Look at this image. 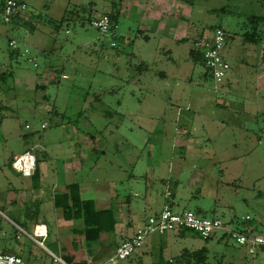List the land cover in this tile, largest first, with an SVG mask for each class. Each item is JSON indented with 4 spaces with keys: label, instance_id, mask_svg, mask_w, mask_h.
I'll return each mask as SVG.
<instances>
[{
    "label": "rangeland",
    "instance_id": "obj_1",
    "mask_svg": "<svg viewBox=\"0 0 264 264\" xmlns=\"http://www.w3.org/2000/svg\"><path fill=\"white\" fill-rule=\"evenodd\" d=\"M24 1L34 14L30 25H16L0 7V72L9 73L0 84L15 87L0 94L12 107L0 110V199H15L0 209H40L8 182L23 177L13 169L14 155L31 149L38 159L35 184L42 174L47 185L82 181L114 200L142 202L144 220L155 213L147 200L159 206L168 189L176 211L219 217L239 230L252 224L255 230L246 233L264 236V91L255 85L264 70V22L254 18L264 15V0H184L187 12L177 16L196 34L183 40L174 37L175 24L161 33L141 28L140 12L129 11L127 0ZM64 8L76 16L56 30L50 19ZM105 12L117 23L107 34L91 23ZM216 26L227 33L231 64L221 82L193 55L199 53L194 39ZM248 31L260 36L251 60L244 51ZM40 46L53 51L43 54ZM26 49L30 54H21ZM43 84L45 90L37 89ZM214 153L227 162H210ZM75 159L82 167L67 172ZM195 168L204 171L191 183ZM222 233L208 240L187 229L159 234L172 244L153 249V261L164 264L184 248L206 247L201 264H264V247L252 256Z\"/></svg>",
    "mask_w": 264,
    "mask_h": 264
},
{
    "label": "crops",
    "instance_id": "obj_2",
    "mask_svg": "<svg viewBox=\"0 0 264 264\" xmlns=\"http://www.w3.org/2000/svg\"><path fill=\"white\" fill-rule=\"evenodd\" d=\"M146 2L149 7L148 10L147 5L141 2L127 0L126 4L130 7L129 11H135V14L136 12L137 14L140 12L141 28L151 27L154 28V32L161 33L164 32L166 28L175 24L178 31L175 32L174 37L178 40H183L188 37L187 35L196 34L195 32L191 33L194 29L190 28L186 20H182V16H177V13L186 14L187 12L186 5L183 3L184 0H147ZM63 11L58 18L56 17L53 19L61 18L65 13V8ZM206 31H210V29L203 32ZM246 44H248V46L246 47V45H244V48H246L244 51H246L247 58L251 60V58H253L251 52H254L256 46L252 43ZM40 49L48 53L53 51V49L48 48V46H40ZM225 50L226 46L224 55ZM242 52L243 51L240 50L238 53L235 52L234 55H239ZM239 58L240 61L244 63L245 59L242 57ZM228 77L229 74L226 80ZM255 85L258 92L264 91V70L260 71ZM249 101L251 102V100ZM244 115L248 118L254 116L251 112H244ZM188 144H190V142ZM211 161H219L221 163L227 162L224 157H220V155L216 153L210 157V162ZM193 166H196V164H193ZM81 167L82 161L75 159L66 164V171L73 173ZM195 169L196 170L193 171L191 175V183L201 180L204 171V169ZM14 171L19 173L15 169ZM21 176L23 175L21 174ZM36 177V175L32 177L23 176L21 179L14 176L11 179L9 177L8 182L9 186L12 188H22L24 197L28 200L35 199L40 204V209H0V247L6 252L20 255L27 264H59L55 259L60 258L66 261L64 259L65 255L73 256L74 262L88 261L91 264L102 263L114 252L117 245L123 239L131 236L135 229L145 222L140 216V210H143L140 209L142 202L133 203L130 197L118 196L114 200L108 193L94 192L96 189L92 188L89 184L72 180V178L62 185H47L44 174L40 177V181L35 184L34 179H36ZM72 182L79 183L81 197L83 199H92L98 209L112 208L114 216L113 227L109 230H104L100 234L99 239L94 242H85L84 228L86 224L84 217L88 212L81 211V209H73L67 213L66 216L64 209H58L55 206V195L66 191L67 185ZM237 189L238 186L234 185L235 193L238 191ZM167 191L168 189L160 193L164 199H162L159 206H157V201L154 199L147 200L146 203H150L155 213L161 210L165 202H170L173 206L175 205V200L171 198L172 192L169 190L171 195H167ZM134 195L137 196L138 193L134 192ZM14 200L13 198L6 200L0 199V206L12 204ZM218 207L220 206L213 209V212L220 210ZM232 207L234 208V205H232ZM230 210L234 211L233 209ZM234 216L236 217L237 214H234ZM247 216H249V214L243 216V219H251L246 218ZM232 221H234V218ZM106 225L110 227V222L108 221ZM226 225L228 226V224ZM254 230V226L248 224L246 229L240 231L246 232ZM159 234L160 233H154L149 235L143 247L139 249L135 255L123 261L121 264H152L155 258L152 256V250L156 248L160 250L161 247L170 248L172 244L171 240H168V238L162 239L158 236ZM153 235H156V237H152ZM171 258L173 257L169 259Z\"/></svg>",
    "mask_w": 264,
    "mask_h": 264
},
{
    "label": "built area",
    "instance_id": "obj_3",
    "mask_svg": "<svg viewBox=\"0 0 264 264\" xmlns=\"http://www.w3.org/2000/svg\"><path fill=\"white\" fill-rule=\"evenodd\" d=\"M27 3L20 0H6L7 14H20L27 10ZM92 25L101 33L107 34L111 30L110 17L102 14L92 20ZM227 42V33L222 27H216L210 31L203 32L194 39V45L204 53L206 64L212 76L217 82L223 81L231 69L230 61L224 55ZM11 47L16 46V41L10 42ZM115 45V42H113ZM28 51V52H27ZM29 53L26 50L24 54ZM36 64V63H35ZM27 128L31 126L26 125ZM45 128V125H42ZM13 167L23 176L32 177L37 168V157L33 151H25L12 158ZM167 195H171L168 190ZM246 218H249L247 216ZM189 229L197 233L201 238L207 239L216 236L218 231L223 232V237H232L235 243L245 247L252 256L256 255L264 246V236L249 234L238 229L229 228L219 217H208L199 214L192 209L181 211L174 210L170 202H165L158 213L150 214L134 233L127 239L122 240L114 252L102 263L98 264H120L119 261L129 258L135 254L145 243L147 237L154 233H166L179 229ZM59 264H69L60 258L55 259ZM172 261V259H170ZM0 264H27L18 254L6 252L0 247ZM238 264H252L249 261Z\"/></svg>",
    "mask_w": 264,
    "mask_h": 264
},
{
    "label": "trees",
    "instance_id": "obj_4",
    "mask_svg": "<svg viewBox=\"0 0 264 264\" xmlns=\"http://www.w3.org/2000/svg\"><path fill=\"white\" fill-rule=\"evenodd\" d=\"M20 1L25 2L24 0H20ZM5 6H6V0H2V2L0 4L2 12H4L6 14V17L13 20L16 25H30L33 22L34 14L28 11L29 10L28 7H27V10L24 11L23 13L7 14ZM103 14H107L110 17L111 28H112V26H115V27L117 26V23L114 21L115 16H113L112 12H105ZM75 16H76L75 12H73L72 10H70V11L66 10L64 15L61 18H59V19L51 18L50 21L51 22L53 21L52 23H53L54 28L56 30H58V29H60V27L62 26V24L65 21L72 20V19H74ZM97 16H99V15H96L95 17H97ZM95 17L91 18V22ZM254 18L258 21L264 22V15L263 16H255ZM216 27H222V26H216ZM259 39H260V36H259L258 31H251V32L248 31L245 33V35L243 37L244 43H257L259 41ZM12 40H15V39H11L9 41V44ZM13 50H14L13 52L15 54H19V50H18L17 45L15 47H13ZM26 50H28V49H26ZM198 50H199V53H197V54L199 56L196 53H193L194 58H197V59L199 58L200 61H202L207 66L206 60L204 57V53L202 52L201 49L198 48ZM25 51L23 53L21 52V54H23V55H29L30 54V51H29V53L24 54ZM43 54H48V52H45V50H43ZM34 58H36V57H34ZM29 60L33 62L34 59L30 57ZM35 63L36 62H33V65H35ZM36 65H38V63H36ZM46 67H47V65H46ZM208 70H210V69H208ZM8 74L9 73L7 71L0 72V82L5 81L6 76H8ZM14 89H15L14 86L4 89V86H2L0 84V94L2 93L3 96L6 94L7 95L10 94L12 91H14ZM37 89L45 90L46 85H44V84L43 85H37ZM46 98H48V96L44 95V99H46ZM4 102H5L4 99L0 98V110H4V109L7 110V109L12 108L11 106L4 104ZM25 151H32V150L26 149ZM37 162H38V159H37ZM37 170H38V168H36L34 176L36 175ZM54 203H55L56 208L64 209V213L66 216H67V213H69L73 209H81V211L83 210L85 212H88V214H86L84 217L85 224H86L85 228H84V234H85V242H87V243L94 242V241L98 240L100 237V234L104 230H109L114 225V216L112 213V209L111 208L98 209L95 205V202L92 199H83L81 197V193H80V185L77 182H72V183L68 184L66 191L58 193L57 195H55ZM108 221L110 222V227H107V225H106V223ZM179 230H181V229H179ZM187 230H189V229H187ZM190 231H192V230H190ZM194 234L199 236L195 232H194ZM129 237H127V238H129ZM127 238H125V239H127ZM208 239L209 238H207L206 240H208ZM64 259L66 260L65 262H67L69 264H91L88 261L74 262V257L69 256V255H65ZM171 259H172V261H170V259H169L168 262L164 263V264H201V263H205L208 259V249L206 247H201V248H197V249L184 248L179 255H177ZM152 264H162V263L153 262Z\"/></svg>",
    "mask_w": 264,
    "mask_h": 264
},
{
    "label": "flooded vegetation",
    "instance_id": "obj_5",
    "mask_svg": "<svg viewBox=\"0 0 264 264\" xmlns=\"http://www.w3.org/2000/svg\"><path fill=\"white\" fill-rule=\"evenodd\" d=\"M15 155H17V154H15ZM15 155H14V157H15Z\"/></svg>",
    "mask_w": 264,
    "mask_h": 264
}]
</instances>
